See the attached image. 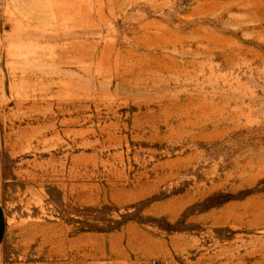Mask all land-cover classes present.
<instances>
[{
    "label": "rangeland",
    "instance_id": "obj_1",
    "mask_svg": "<svg viewBox=\"0 0 264 264\" xmlns=\"http://www.w3.org/2000/svg\"><path fill=\"white\" fill-rule=\"evenodd\" d=\"M0 264H264V0H0Z\"/></svg>",
    "mask_w": 264,
    "mask_h": 264
},
{
    "label": "crops",
    "instance_id": "obj_2",
    "mask_svg": "<svg viewBox=\"0 0 264 264\" xmlns=\"http://www.w3.org/2000/svg\"><path fill=\"white\" fill-rule=\"evenodd\" d=\"M1 163H2V145L0 139V166ZM7 227H8V221H7L6 211L0 201V248L6 239Z\"/></svg>",
    "mask_w": 264,
    "mask_h": 264
},
{
    "label": "built area",
    "instance_id": "obj_3",
    "mask_svg": "<svg viewBox=\"0 0 264 264\" xmlns=\"http://www.w3.org/2000/svg\"><path fill=\"white\" fill-rule=\"evenodd\" d=\"M107 264H111V263H107Z\"/></svg>",
    "mask_w": 264,
    "mask_h": 264
}]
</instances>
